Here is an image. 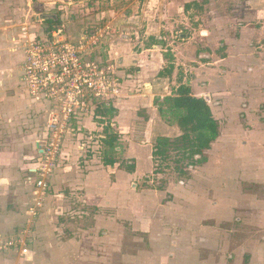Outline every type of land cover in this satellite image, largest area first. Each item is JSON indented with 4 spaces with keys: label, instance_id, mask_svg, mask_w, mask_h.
<instances>
[{
    "label": "rangeland",
    "instance_id": "obj_1",
    "mask_svg": "<svg viewBox=\"0 0 264 264\" xmlns=\"http://www.w3.org/2000/svg\"><path fill=\"white\" fill-rule=\"evenodd\" d=\"M59 31L73 43L97 38L92 61L110 70L118 95L81 120L95 131L83 129L77 145L74 134L65 139L75 149L31 220L33 185L22 172L49 114L44 121L23 94L22 67L30 43ZM182 85L220 124L208 162L188 177L179 170L192 160L153 155L159 138L183 135L178 117L158 110ZM152 108L167 131L154 129ZM145 112L151 126L138 123ZM110 133L114 165L103 160ZM9 166L23 175L9 191L0 186V213H13L15 230L24 223L20 233L32 221L27 264H264V0H0V171Z\"/></svg>",
    "mask_w": 264,
    "mask_h": 264
},
{
    "label": "built area",
    "instance_id": "obj_2",
    "mask_svg": "<svg viewBox=\"0 0 264 264\" xmlns=\"http://www.w3.org/2000/svg\"><path fill=\"white\" fill-rule=\"evenodd\" d=\"M61 32L30 43L22 67L23 92L33 101L44 102L50 107L45 146L32 170L31 220L50 195L52 177L63 158L65 139L76 134L78 122L97 115L100 105L112 102L118 95L110 70L92 61V47L98 44L97 38L83 37L81 42L73 43L61 36ZM31 225L32 221L18 236L0 239V254L15 252L21 258H28Z\"/></svg>",
    "mask_w": 264,
    "mask_h": 264
},
{
    "label": "trees",
    "instance_id": "obj_3",
    "mask_svg": "<svg viewBox=\"0 0 264 264\" xmlns=\"http://www.w3.org/2000/svg\"><path fill=\"white\" fill-rule=\"evenodd\" d=\"M190 7L186 6V10L190 9ZM166 74L171 75V72ZM166 74L162 72L160 77H165ZM164 101L171 104L169 110L166 112L161 106L158 110L162 116L171 113L178 117V126L183 135L174 142L169 138H159L153 155L154 158L167 160L170 158V151L174 150L187 158V160H192V163L179 170L180 175L188 177L190 168L192 169L197 165H203L208 162L207 152L212 149V146L220 137V124L214 117L209 103L204 98L193 96L191 89L187 86H180L174 98H166ZM101 112L99 111V113ZM106 113L113 116L116 110L109 108ZM111 131L112 128L109 127L107 132ZM109 135L105 136L104 140L107 151L103 160L106 165H114L115 160L112 157L116 155V142L118 140L117 136L111 135V133ZM183 161H179V163ZM131 169L134 171L135 166L131 167Z\"/></svg>",
    "mask_w": 264,
    "mask_h": 264
},
{
    "label": "crops",
    "instance_id": "obj_4",
    "mask_svg": "<svg viewBox=\"0 0 264 264\" xmlns=\"http://www.w3.org/2000/svg\"><path fill=\"white\" fill-rule=\"evenodd\" d=\"M186 6H190L189 4H187V5H185L184 7H183V9L182 10H184V13L186 12L187 14H189L190 13V9H187L186 10ZM146 7H148V5H146ZM191 8V7H190ZM127 9H129V8H126V10ZM125 10V11H126ZM155 10V9H154ZM159 11V10H158ZM156 12H157V10H156ZM185 13V14H186ZM155 17V16H154ZM126 19H127V16H126ZM159 19H161L160 17H159ZM144 20H145V18H144ZM160 24H161V20H160ZM122 58H120V60H122L125 56H121ZM23 94L25 95V97H26V99L28 100V102L32 105V106H34V109H38V111H39V109L41 110V112H42V118H43V120L44 121H46V118H47V115H48V110H49V108H48V104H46V103H44V102H36V101H33L29 96H28V94H26L25 92H23ZM143 98H145V96H139V98L138 97H136V96H134V97H132V99H138L137 100V102L139 101V102H142V99ZM146 100L147 101H149L148 100V98H146ZM148 103H150V104H148V105H146V104H144V106L142 107V110H144V109H149L150 107H152L153 105H152V103L153 102H148ZM152 111H154V113H155V115L158 117V119H157V117H155V115H154V118H156V122H155V125H156V127L154 128L155 130H157L158 129V131L159 132H164V131H167V130H165V128L166 127H168L166 124H164V122L162 121V119L160 118V116L159 115H157V109H154V108H152ZM39 113H40V111H39ZM153 113V114H154ZM145 115L147 116V117H145V116H141V115H138L137 116V119H138V123H140V124H142V125H150L151 126V122L153 121V118H148V116L150 115L149 114V112H145ZM117 121V120H116ZM158 122V123H157ZM78 124H79V127H78V129H80V132L83 130V129H88L90 132H92V131H95L96 130V128H95V124L94 123H91V121L90 120H85L84 121V123H82L81 121L80 122H78ZM77 124V125H78ZM80 125H82V126H80ZM166 125V126H165ZM46 126H47V123H46V125L44 126V129H43V133L41 134V137H42V141L41 142H39V141H37L36 143H35V147H34V149H35V153L37 154V157H31V158H28L29 159V161H31V163H29L27 166H26V168L25 169H23V172L22 173H25V175H24V177H27L26 178V180L28 181V182H30V183H27V184H29V186H31L32 185V181H33V179H34V175H33V172H32V170H34V168L36 167V165H37V163H38V161H39V159L41 158V156H42V150H43V148H44V146H45V142H46ZM94 126V127H93ZM154 127V126H153ZM154 129H152V130H154ZM84 134V132L82 131V133H80V134H76V135H74V136H76V140H75V143H76V145H77V140H79V139H81ZM123 135V134H122ZM69 138V137H68ZM127 138V137H126ZM145 138L147 139V138H150V136H147V135H145ZM70 139V138H69ZM69 139H67L65 142V147H64V150H63V156L65 155V156H68V159H63V160H65V162H67V161H69V159H70V154H71V152H72V150L73 149H75L74 147H73V145L71 144V142H68V140ZM79 145V144H78ZM76 147V146H75ZM78 147V149H80V150H82V147H80V146H77ZM64 162V163H65ZM63 163V164H64ZM61 166V165H60ZM59 166V167H60ZM66 168V170L69 168V166H66L65 167ZM20 171H22V170H20V168H18V167H15V166H9V167H7V168H4L3 169V171H0V176H1V174H4L5 175V178H0V186H2L3 188H2V190L3 191H9V189L12 187V185H13V183H14V181H15V178L14 177H16L15 175H16V173H17V178L19 179V177H21V175H19V174H22V173H20ZM23 175V174H22ZM26 181V182H27ZM26 184V185H27ZM1 190V191H2ZM16 195V194H15ZM15 200H17V202H20V203H22L21 202V200H20V196L17 194L16 195V199ZM14 222V215H13V213L11 212V211H9V210H4V212H1L0 213V232H2L3 230L4 231H6L7 229L9 230L8 232H10V231H12L11 233H10V235H5V236H0V239H5V238H9V237H14V236H16V235H18L17 233L19 232H21V228H23V224H22V226H20V227H18L17 226V230H15V228H12V223ZM12 229V230H11ZM20 229V230H19ZM1 235V234H0ZM13 254L14 256H17V257H19V255L17 254V253H15V252H8V253H4V254H0V256H5V257H7L8 258V255L9 254ZM34 255V254H33ZM19 258H21V257H19ZM25 259V258H24ZM26 261L24 262V264H27V263H29V262H31V261H33L34 262V260H28V258H26L25 259ZM27 262V263H26ZM0 264H22V263H20V262H11L9 259H6V258H1L0 257Z\"/></svg>",
    "mask_w": 264,
    "mask_h": 264
},
{
    "label": "water",
    "instance_id": "obj_5",
    "mask_svg": "<svg viewBox=\"0 0 264 264\" xmlns=\"http://www.w3.org/2000/svg\"><path fill=\"white\" fill-rule=\"evenodd\" d=\"M206 100V99H205ZM207 101V100H206Z\"/></svg>",
    "mask_w": 264,
    "mask_h": 264
}]
</instances>
